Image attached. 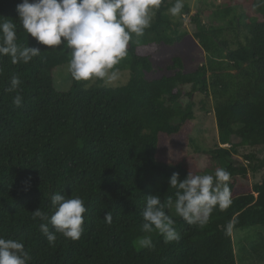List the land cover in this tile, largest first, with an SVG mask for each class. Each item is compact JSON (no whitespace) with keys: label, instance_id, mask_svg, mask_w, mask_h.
<instances>
[{"label":"trees","instance_id":"trees-1","mask_svg":"<svg viewBox=\"0 0 264 264\" xmlns=\"http://www.w3.org/2000/svg\"><path fill=\"white\" fill-rule=\"evenodd\" d=\"M243 1L247 12L230 21V30L205 26L199 13L190 16L192 37L205 54V63L193 71L185 72L174 57L169 76L146 78L160 48L188 35L179 30L183 20L169 14L174 2L164 0L151 27L142 37L133 36L128 56L117 66L128 71L125 85L75 81L69 74L70 88L59 92L52 73L69 62L70 50L36 42L18 20L16 5L22 0H0V21L16 24L18 43L41 50L27 64L0 59V236L21 241L29 264H237L232 232L264 230V179L250 187L243 182L245 167L232 163L239 146L264 151V5ZM183 11L189 13L186 5ZM230 13L231 8L219 9L215 20L224 23ZM13 75L22 83L8 92ZM18 93L19 108L12 102ZM196 93L211 97L217 146L204 154L231 173L233 203L215 208L203 225L172 217L179 241L165 243L154 232L152 248L135 250L144 235L147 196L157 195L166 205L171 197L174 204L170 176L178 173L183 180L190 171L198 174L192 157L169 159L170 140L194 118ZM233 138L240 142L233 144ZM55 193L80 196L87 211L80 239L56 233L50 246L39 230L47 221L33 220L32 212L40 208L50 217ZM165 211L170 216L169 207ZM106 212L111 224L103 218ZM242 255L250 257L245 250Z\"/></svg>","mask_w":264,"mask_h":264},{"label":"clouds","instance_id":"clouds-1","mask_svg":"<svg viewBox=\"0 0 264 264\" xmlns=\"http://www.w3.org/2000/svg\"><path fill=\"white\" fill-rule=\"evenodd\" d=\"M163 3L164 0H22L16 5V12L23 30L36 42L48 49L63 44L70 50L67 71L75 81L114 83L120 77L117 66L128 56L133 36L139 38L145 34ZM261 5L264 0H256L254 7ZM183 8L184 0H174L168 11L177 17ZM40 53L37 47L18 43L16 24L11 19L0 21V59L7 56L13 64H27ZM21 83L19 75H13L6 91L16 92ZM12 102L15 107H22V95L16 94ZM230 179L231 173L222 167L214 175L190 171L183 180L173 173L169 186L176 190L175 202L169 197L166 205L157 195L147 196L141 213L140 231L144 235L137 238V246L152 248L154 232L165 243L179 241L175 221L166 214V206H174L176 214L189 225L206 224L217 207L227 209L233 203ZM50 199L54 209L50 217L40 208L32 212L33 220L47 221L39 224V230L48 244L55 245L56 233L73 241L80 239L87 211L84 200L59 193ZM103 218L106 223H112L111 212H106ZM49 223L54 231L49 230ZM29 260V252L21 241L0 236V264H29Z\"/></svg>","mask_w":264,"mask_h":264},{"label":"rangeland","instance_id":"rangeland-1","mask_svg":"<svg viewBox=\"0 0 264 264\" xmlns=\"http://www.w3.org/2000/svg\"><path fill=\"white\" fill-rule=\"evenodd\" d=\"M174 2V0H170ZM243 0H184V5L188 7L189 13L185 15L182 10L180 16L176 19H182L183 23L180 31L187 32V36L178 44L172 46H162L152 61V72L146 74V78L151 80L161 76H169L171 71L168 68L172 65L174 57H179L184 65V71H193L197 66L205 63V54L192 37L195 32L194 26L190 22V16L196 13L200 14L201 21L205 26H222L225 29L231 28L230 21L240 14L247 12L246 3ZM231 8V13L226 21L219 22L215 20L214 14L222 9ZM241 34V32L239 33ZM227 38L232 39L234 36L230 31L227 32ZM67 64L57 67L52 73L53 87L56 91L65 92L70 88L71 79L67 71ZM128 71H120L118 81L114 83L104 82L106 87H121L128 81ZM91 82L89 85H92ZM187 100L184 99L180 105L185 106ZM193 103V120H191L185 130L178 136L170 140L169 159L175 160L181 156H190L193 158L198 174H213L217 168L222 167L218 161H213L204 152L213 150L217 146V129L213 113V103L211 97H205L201 94H194ZM233 144L240 141L237 138L232 139ZM245 156H251L246 160ZM232 163L235 166H243L246 169V182L249 186L260 183L264 179V151L254 150L248 146H239L237 156ZM223 168V167H222ZM170 216L177 217L175 208L169 207ZM232 240L236 255L237 264H264V230L252 229L242 232H232ZM135 250L140 247L134 243ZM245 250L250 257L242 255Z\"/></svg>","mask_w":264,"mask_h":264}]
</instances>
